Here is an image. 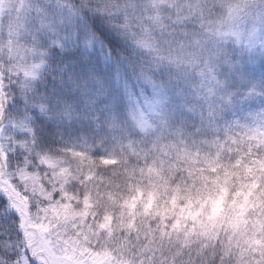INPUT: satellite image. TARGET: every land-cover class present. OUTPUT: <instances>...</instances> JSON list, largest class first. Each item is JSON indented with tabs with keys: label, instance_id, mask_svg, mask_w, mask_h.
I'll list each match as a JSON object with an SVG mask.
<instances>
[{
	"label": "snow or ice",
	"instance_id": "1",
	"mask_svg": "<svg viewBox=\"0 0 264 264\" xmlns=\"http://www.w3.org/2000/svg\"><path fill=\"white\" fill-rule=\"evenodd\" d=\"M257 58L264 0H0V264H264Z\"/></svg>",
	"mask_w": 264,
	"mask_h": 264
},
{
	"label": "trees",
	"instance_id": "2",
	"mask_svg": "<svg viewBox=\"0 0 264 264\" xmlns=\"http://www.w3.org/2000/svg\"><path fill=\"white\" fill-rule=\"evenodd\" d=\"M246 67L250 75L256 77L257 79L264 78V63H262L259 58H257L253 63L248 64ZM249 107L253 112L259 111V101L257 100L251 102Z\"/></svg>",
	"mask_w": 264,
	"mask_h": 264
}]
</instances>
